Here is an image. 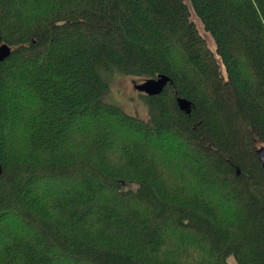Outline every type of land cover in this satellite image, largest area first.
Here are the masks:
<instances>
[{
  "label": "trees",
  "instance_id": "1",
  "mask_svg": "<svg viewBox=\"0 0 264 264\" xmlns=\"http://www.w3.org/2000/svg\"><path fill=\"white\" fill-rule=\"evenodd\" d=\"M3 42L0 264H264V0H0Z\"/></svg>",
  "mask_w": 264,
  "mask_h": 264
},
{
  "label": "rangeland",
  "instance_id": "2",
  "mask_svg": "<svg viewBox=\"0 0 264 264\" xmlns=\"http://www.w3.org/2000/svg\"><path fill=\"white\" fill-rule=\"evenodd\" d=\"M192 20L195 22L200 33L204 36L211 48H215V44L210 35L205 31L203 24L192 11ZM142 78L131 77L130 75L113 74L108 75L110 89L104 94L106 102L120 106L124 111L136 114L140 118L147 119L148 109L139 91L134 85L141 82Z\"/></svg>",
  "mask_w": 264,
  "mask_h": 264
},
{
  "label": "water",
  "instance_id": "3",
  "mask_svg": "<svg viewBox=\"0 0 264 264\" xmlns=\"http://www.w3.org/2000/svg\"><path fill=\"white\" fill-rule=\"evenodd\" d=\"M11 52V47L7 43L0 44V62L3 61ZM170 81L169 76L165 74H158L156 77L142 79L141 82L134 85V88L147 95L159 94L167 83ZM177 105L182 110L188 113L191 108V102L186 98L177 97ZM255 155L258 162L264 171V143L255 147ZM2 173V166L0 165V174Z\"/></svg>",
  "mask_w": 264,
  "mask_h": 264
}]
</instances>
